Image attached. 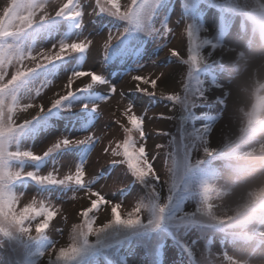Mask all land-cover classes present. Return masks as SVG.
Wrapping results in <instances>:
<instances>
[{"label": "rangeland", "instance_id": "374dc122", "mask_svg": "<svg viewBox=\"0 0 264 264\" xmlns=\"http://www.w3.org/2000/svg\"><path fill=\"white\" fill-rule=\"evenodd\" d=\"M196 0H175L171 12H167V3L157 0V5L153 9L152 25L167 23L172 27L174 33L169 37L167 47L161 43L158 35L140 29L137 35L129 42V47L134 48L146 41L143 52L138 57H133L131 52L120 51L117 43L125 22L118 17L107 13H98L92 0H77L78 7L82 8L85 15L78 30L66 34L65 27L69 20H47L38 23L33 28L27 30L37 32L36 39L31 36L20 35L10 41L24 51L36 52L52 44L68 42L71 39L86 38L93 41L90 52L80 64L78 59L69 58L68 63H60L50 66L48 70L37 73V76L23 84L17 91L21 99H27L29 93L39 88L42 83L51 81L45 86L40 96L35 97L34 103L50 105L51 100L57 94H64V85L67 77L72 71L94 70L100 74L104 85H93L89 89L94 91L107 92L109 87H116L123 91V99L132 105L137 114L145 115V131L149 134L148 151L155 152L156 143H172L173 140L181 146V151L177 156L178 160L184 157V148L191 153L189 161H197L208 158L214 165L222 162L220 155L229 151H236L228 158L233 165H245L247 170L241 173H234L220 169L210 181L208 198L212 212L217 221L229 230L235 229L238 220L246 216L248 206L260 195L264 194V130L249 136L246 132L248 119L253 105L264 96V41L260 40L257 34L250 31L246 24L244 29L238 25V17L232 20L229 33L223 37L216 33L215 12L207 8L206 4H200L198 10H205L203 21L191 15L189 8ZM207 2V0H205ZM222 6L230 12L240 13L255 12L264 21V0H210ZM2 2V0H0ZM37 4L47 3L48 0H35ZM123 2V0H122ZM55 5L53 4L52 7ZM209 20L212 22L209 23ZM185 23H192L201 33V36L214 42H218L221 47L212 55L218 62L217 79L225 85L226 103L214 111L208 117L213 121L208 127V148L211 156H205L202 150H198L200 136L197 134L200 126L204 123L198 116L189 119L188 114L177 106L174 112H169V102L157 96H142V103L137 105L132 97H141V93L132 88L131 77L140 73H151L164 71L168 80L166 91L175 92L180 88L179 81L185 75V66L177 59L168 55V48H176L186 55V36L184 35ZM112 35L114 39L106 50L102 49L104 41ZM23 38V39H22ZM205 56L209 49H203ZM125 58L134 62L132 65H125ZM112 64L120 65V70L110 72ZM132 67V68H130ZM114 68V67H112ZM14 69H9V72ZM109 71V72H108ZM88 78L77 81L83 84ZM213 84V89H216ZM80 94H84L80 93ZM74 95L66 101L60 108L52 111H45L37 116V108H30L25 112H17L16 121L22 123L28 119L30 123L27 127L20 129L14 144L22 150H31L42 154L48 146L60 138L79 139L95 132L100 137L96 147L88 152V144L73 145L62 148L50 154L45 161V166L39 170L34 168L33 161H22L25 165L13 164L14 168H23L25 171L47 172L54 167L60 169L63 175L69 168L78 165L82 160L87 161L86 178H92L100 173L103 178L94 184V189L103 192L106 197L113 202H122L121 213L131 210L135 203L148 202L151 196L147 182L140 183L128 175L122 166L108 168L112 157L103 152L109 140L122 138V132L112 121L117 119L113 112L117 109L116 99L101 106L100 113H94L82 107L86 104H98L102 100L96 101L91 96ZM221 93L216 92L219 96ZM27 103V101H23ZM122 110V106H120ZM53 111H58L59 117L49 119ZM197 113L204 112V107H196ZM165 114L174 119H156L160 114ZM260 116L264 117V101L261 104ZM35 117V119H33ZM50 120L51 124L44 128V124H39L44 120ZM87 121L90 125L84 129ZM193 122L196 127L193 128ZM35 131H31L33 126ZM111 125V127H109ZM160 131H168L172 138L158 136ZM182 136V139H181ZM156 169L161 177V183L167 179V170L164 167L163 154L155 162ZM191 180L186 179L184 185ZM188 186V185H187ZM38 186L31 183L26 186H18L12 190L17 193H24L21 199V206L29 202L31 195L37 191ZM255 195V198L253 196ZM73 195L72 190L65 189L64 195L57 196L51 201L61 205V211L53 220L48 233L40 237H26L19 232H13L8 237L0 235V264H24L26 258L32 260V264H49L46 255L49 249L56 246H67L68 234L74 223L80 222L78 212L88 206L89 201L83 193H77L76 199H69ZM167 192L160 194V202H164ZM173 201L168 209L175 204ZM197 205L195 196H188L184 205L178 211L191 212ZM97 225L107 222L110 219V209L108 206H101V210L96 213ZM146 220L151 219L150 214H146ZM196 222L193 225L182 226L176 229L177 237L185 243L192 251L199 264H264V225L252 227L247 232L253 235L248 242L230 241L219 236ZM153 226L145 223L133 229H121L118 237H123V244L113 247L108 256L115 264H120L122 257L127 264H157L155 261L157 246L163 244L160 250L162 256L159 264H189L183 252L169 238L162 234H151L143 238H133L129 240L132 232L150 228ZM57 228L62 230L57 231ZM100 237L99 241L96 238ZM211 238L210 243L206 240ZM92 246L103 247L112 242L106 233L89 239ZM93 242L94 245H93ZM79 245V243H78ZM54 264L53 262H51ZM88 264H102L94 260Z\"/></svg>", "mask_w": 264, "mask_h": 264}, {"label": "snow or ice", "instance_id": "6c2138e0", "mask_svg": "<svg viewBox=\"0 0 264 264\" xmlns=\"http://www.w3.org/2000/svg\"><path fill=\"white\" fill-rule=\"evenodd\" d=\"M98 13H107L118 17L126 25L137 29H144L159 36L161 43L167 47L169 37L174 33L169 24L159 23L152 25L153 9L157 0H92ZM55 5L52 7V5ZM85 13L78 7L77 0H48L47 3L37 4L35 0H2L0 2V235L8 237L13 232H19L26 237H40L48 233L53 220L61 211V205L51 201L57 194L63 196L65 189H71L73 195L69 199H76L77 193H83L88 199V206L78 212L80 222L74 223L68 234L67 246L57 249L53 246L46 253L50 264H71L81 254L82 248L78 243L87 245L90 238L99 236L110 229H133L147 223L150 226H159L173 201L179 202L185 195L195 193L197 205L191 212L176 211L175 223L186 226L200 222L202 225L216 228L218 221L212 212L208 198L209 185L206 181L192 177L191 189L185 187L184 173L192 165L188 163L191 153L184 148V157L178 160L177 156L181 146L175 140L172 143H156L155 152L149 153V134L145 131V115L137 114L131 104L123 99V91L116 87H109L106 95L98 104H86L82 107L94 113L101 112V106L116 99L117 109L113 112L117 119L112 121L118 130L122 132V138L109 140L103 152L113 159L111 168L122 166L125 172L140 183L147 182L151 200L144 203H135L131 210L121 213L122 202H113L106 195L94 189V184L103 178L100 173L92 178H86L87 161L82 160L78 165L69 168L63 175L60 169L54 167L47 172L25 171L23 168H14L12 163L16 161H47L54 151L68 148L73 145L88 144V152H91L100 137L95 132L79 139L60 138L38 154L31 150L19 149L14 144L20 129L28 126L30 121L25 119L17 123V112H25L30 108H37V116L45 111L60 108L74 95L85 92L93 85H104L103 77L94 70L72 71L64 85V94H57L51 100L49 106L35 104V97L40 96L43 88L51 81L42 83L39 88L29 93L27 99H21L17 95V89L26 77L33 73L46 71L50 66L60 63H68L69 58L87 56L91 50L93 41L86 38L71 39L68 42L52 44L51 47L32 52L24 51L20 47L10 43L27 30L38 23H44L52 18H63L76 21V28H80ZM212 21L209 20V23ZM117 34V35H121ZM184 35L186 36V55L176 49L168 48V55L179 60L185 66V75L179 81L178 91H166L168 80L164 71L144 73L140 72L131 77L132 88L141 93V97H132L137 105L142 103V96H157L169 102V112H174L176 107L188 114L189 119L199 117L204 123L198 130L200 143L198 150H202L205 156H211L208 148V127L213 122L208 117L214 111L220 109L226 103L225 85L217 77L218 62L212 55L221 45L218 42L204 38L192 23H185ZM114 37L104 41L102 49L106 50ZM208 48L209 53L204 55L203 49ZM9 69H14L9 72ZM83 78H88L83 84H77ZM213 84L217 87L213 89ZM219 91L221 94L216 95ZM27 101L24 103L23 101ZM122 106V110H120ZM204 107L205 111L197 113L196 107ZM35 119V117H33ZM156 119H174V117L160 114ZM111 127V125H109ZM193 128L196 127L193 122ZM158 136L172 138L168 131H160ZM163 154L164 167L167 170V179L161 183V177L156 169L155 162ZM203 163L197 160L196 164ZM31 182L38 186L37 191L31 195L29 202L21 206L24 193L14 192L12 189L17 183ZM167 192L164 202H160V194ZM256 194H253L255 198ZM101 206H108L110 219L97 225L96 213ZM146 214L151 219L146 220ZM62 233V230L57 228Z\"/></svg>", "mask_w": 264, "mask_h": 264}, {"label": "trees", "instance_id": "16d2710c", "mask_svg": "<svg viewBox=\"0 0 264 264\" xmlns=\"http://www.w3.org/2000/svg\"><path fill=\"white\" fill-rule=\"evenodd\" d=\"M184 178H185V173H184L183 179H184ZM185 181H186V180H185ZM185 181H182V182L185 183ZM185 187H186V185H185ZM119 231H121L120 228H115V229H110V230H108V231L105 232V233L107 234V237H108V238H110L111 240H113V238H116V237L119 236V234H120ZM99 239H101V238H100V237L96 238V241H95V242L99 241ZM95 242H93V245H94ZM78 246L82 248L81 254H80L79 256H83V257L86 256V254H91V252H93L94 249H95V246H92V244H90V241H88L87 245H85V244L83 245V243L81 242V243H79ZM84 249H86L87 252H84V251H83ZM76 259H77V257L71 262V264H73V262H74ZM53 263H54V262H53ZM49 264H50V262H49ZM51 264H52V263H51Z\"/></svg>", "mask_w": 264, "mask_h": 264}]
</instances>
